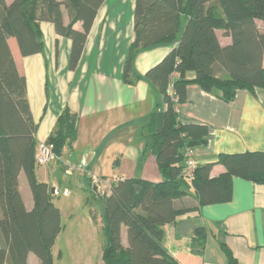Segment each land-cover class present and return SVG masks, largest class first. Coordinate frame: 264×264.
<instances>
[{"label":"trees","instance_id":"obj_1","mask_svg":"<svg viewBox=\"0 0 264 264\" xmlns=\"http://www.w3.org/2000/svg\"><path fill=\"white\" fill-rule=\"evenodd\" d=\"M106 0H0V264H28L30 253L42 264H54L53 246L62 231V215L47 183L37 178L35 123L27 98V80L18 70L9 39L15 38L22 56L42 53L41 23H52L57 34L72 41L69 66L76 69L97 12ZM65 15L68 16L66 22ZM264 0H135V36L128 52L123 80L135 84V58L159 45L172 50L144 78L164 96L167 109L156 115V132L146 149L157 158L163 181L123 179L113 183L101 200L106 243L105 264H181L162 246L164 227L198 209L175 201L190 194L199 206L230 202L236 177L264 183V153L221 155L226 172L211 178L214 163L197 166L192 182L182 176L184 149L204 145L205 125L183 124L177 109L186 102L189 84L217 93L232 102L238 90L264 89ZM82 23V30L75 25ZM231 42L222 45L217 31ZM189 72L195 78H187ZM173 81V87L170 88ZM78 116L66 109L46 141L57 155L78 137ZM24 171L35 206L27 210L19 190ZM90 190L98 188L90 183ZM127 228L124 248L121 229ZM207 233L198 228L192 244L204 247ZM228 264H239L225 246Z\"/></svg>","mask_w":264,"mask_h":264},{"label":"crops","instance_id":"obj_2","mask_svg":"<svg viewBox=\"0 0 264 264\" xmlns=\"http://www.w3.org/2000/svg\"><path fill=\"white\" fill-rule=\"evenodd\" d=\"M13 1L5 0L7 4ZM134 10L135 0H106L74 70L69 66L72 41L57 34L52 23H41L42 53L22 56L16 39H9L18 70L27 80L38 146L48 140L66 109L78 116L77 140L60 155L64 161L82 165L89 174L69 173L60 162L36 167L38 180L53 189V202L61 211L62 231L56 242L68 228L64 218L72 229L66 241V264H105V227L103 222H91L88 217L99 201L98 212L103 215V194L99 190L92 193L91 176L115 182L163 181L156 155L145 145L156 132V115L164 113L167 104L144 75L172 47L159 45L139 52L134 74L143 78L133 85L125 83L124 67L135 36ZM65 19L68 22L67 15ZM75 28L82 30V23ZM217 35L222 45L231 42L223 31L218 30ZM187 78L194 79L195 73L189 72ZM186 99L177 109L178 118L183 124L207 126V141L196 147V160L198 166L214 163L211 178L226 172L225 166L217 163L221 155L264 153V89L255 93L241 89L232 102H225L217 93H207L191 83ZM19 190L27 210H32L35 200L24 171L19 176ZM232 193L230 202L204 206H199L191 188L187 197L177 199L179 207L185 204L198 209L164 227L162 246L166 253L181 264H228L222 248L225 245L239 264H264V183L236 177ZM198 228H205L207 233L202 249L191 243ZM121 240L127 248L125 226ZM56 242L52 249L54 264L59 257L54 253ZM33 255L30 253L28 264L31 259L40 261Z\"/></svg>","mask_w":264,"mask_h":264},{"label":"built area","instance_id":"obj_3","mask_svg":"<svg viewBox=\"0 0 264 264\" xmlns=\"http://www.w3.org/2000/svg\"><path fill=\"white\" fill-rule=\"evenodd\" d=\"M173 81L171 82L170 88L173 87ZM184 167L182 171V176L188 180L189 182H192L195 170L198 166L197 160H196V149L192 147H187L184 149ZM37 163L40 166H45L53 162H60L69 173H80V174H89L85 167L82 165H75L71 162L64 161L61 157V155H57L53 150V145L48 144L46 141L41 142L38 146V151L36 154ZM92 184L95 185L98 190L104 195L106 192H109L111 190V187L113 183L116 180L111 179H104L97 176H91Z\"/></svg>","mask_w":264,"mask_h":264},{"label":"rangeland","instance_id":"obj_4","mask_svg":"<svg viewBox=\"0 0 264 264\" xmlns=\"http://www.w3.org/2000/svg\"><path fill=\"white\" fill-rule=\"evenodd\" d=\"M258 25H259V28H260V30H261V32H263L264 33V22H258ZM50 164H52V163H50ZM49 165V164H48ZM75 165H77V164H75ZM47 166V165H46ZM91 193V192H90ZM92 193H94V191H92ZM97 207L94 209V210H92L91 212H90V214L88 213V217H89V219L91 220V222L93 221V222H99L100 224L103 222L102 220H103V217H101L100 215L101 214H99V210H98V206H100L101 207V204H100V201L99 202H97ZM101 211V210H100ZM66 217V216H65ZM100 218V219H99ZM85 222V221H84ZM63 224L65 225V226H68V228H67V230L63 233V235L61 236V238L56 242V246L54 247V253L57 255V254H59V257L58 256H56V263L57 264H66V262L64 261V260H67V248H66V241H67V237L68 236H71L72 235V229H71V227L69 226L70 224H69V220L68 219H66V218H64L63 219ZM103 225H104V222H103ZM97 229H98V225L97 224H95L94 225ZM97 242V241H96ZM98 243V242H97ZM34 256V255H33ZM37 261H39V259L37 260ZM30 264H42L40 261L39 262H35V259H31V261H30Z\"/></svg>","mask_w":264,"mask_h":264},{"label":"water","instance_id":"obj_5","mask_svg":"<svg viewBox=\"0 0 264 264\" xmlns=\"http://www.w3.org/2000/svg\"><path fill=\"white\" fill-rule=\"evenodd\" d=\"M51 192L53 193V189L51 190Z\"/></svg>","mask_w":264,"mask_h":264}]
</instances>
